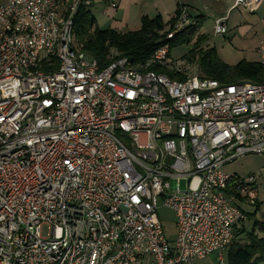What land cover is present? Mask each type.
<instances>
[{
    "label": "built area",
    "instance_id": "built-area-1",
    "mask_svg": "<svg viewBox=\"0 0 264 264\" xmlns=\"http://www.w3.org/2000/svg\"><path fill=\"white\" fill-rule=\"evenodd\" d=\"M88 4H0V264L224 263L260 184L223 167L264 155V82L201 77L167 44L140 65L111 47L100 65L73 45ZM191 23L182 5L167 37Z\"/></svg>",
    "mask_w": 264,
    "mask_h": 264
},
{
    "label": "trees",
    "instance_id": "trees-1",
    "mask_svg": "<svg viewBox=\"0 0 264 264\" xmlns=\"http://www.w3.org/2000/svg\"><path fill=\"white\" fill-rule=\"evenodd\" d=\"M178 5L174 15L164 22L161 15L152 18L143 16L140 28L124 33L111 28H99L93 15L80 5L73 18L74 48L94 58L100 65L107 63L108 50L113 47L119 50L122 56L128 58L135 65L143 64L159 47L167 44L169 50L195 39L193 47L183 55L188 59H196L200 76L217 80L222 83H234L249 81L252 83L264 82V63L261 61H249L243 59L234 65L224 63L214 47H203L207 41L205 35H195V31L203 18L194 20L171 38L167 34L171 27H166L176 20L180 12ZM202 17V16H201ZM196 18V17H195ZM150 69L165 71L156 67ZM167 72V71H166ZM168 73V72H167ZM183 78V76H179ZM259 201L252 207V211H246L248 219H252L259 209ZM243 235L241 240L238 238ZM237 237V238H236ZM225 264H264V213L261 219L254 218L249 231L243 224L237 228L234 237L225 254Z\"/></svg>",
    "mask_w": 264,
    "mask_h": 264
},
{
    "label": "rangeland",
    "instance_id": "rangeland-1",
    "mask_svg": "<svg viewBox=\"0 0 264 264\" xmlns=\"http://www.w3.org/2000/svg\"><path fill=\"white\" fill-rule=\"evenodd\" d=\"M5 2V0H0V4ZM199 4V7L201 11H203L202 16L204 17L201 20V24L198 26V28L195 31V35H205L207 38V41L203 44V47H214L217 51L218 57L224 62L229 65H234L238 63L239 61L243 60L244 58L249 61H255L259 59L253 52V47L256 45L257 40L261 35H264V29L260 25H254L253 23V17L255 14L250 13L245 8L239 6L234 8L230 15V22L228 24V28L231 26L235 27L237 20L241 19L242 21L247 17V20L243 22L246 25L249 24L247 31L245 32V35L241 33L240 25L235 27V30H232V32H229L226 35H217L213 34V23L214 20L220 17V9H223V13H226V10L233 8L235 0H218L217 1V8L216 4L212 8L209 6H206V2L204 0L197 1ZM216 2V1H215ZM214 9H217L216 12ZM213 12V13H211ZM223 14V15H224ZM249 18V19H248ZM167 20H164V22H167ZM175 22V21H174ZM172 22V24L174 23ZM99 23L102 22L101 20ZM141 24V22H140ZM172 24L168 25L166 29H169V27H172ZM242 24V25H243ZM248 26V25H247ZM98 27V26H97ZM100 28V27H99ZM105 28V27H103ZM173 28L170 30L172 31ZM196 38H191L190 42L181 44L179 46L173 47L170 51L171 57L176 59L180 58L185 61L194 62L197 66L196 59H188L183 57L184 54H186L192 47L193 42ZM200 72V69H199ZM200 74V73H199ZM180 76V75H179ZM225 172L229 173H235L239 176H245V175H253L256 178L257 183L260 184L259 191H258V201L260 203L259 209L254 215L252 219H246L243 223L244 229L246 231H249L252 221L254 218L261 219L262 214L264 213V155H257V154H247L242 157L237 158L235 161H233L230 164H227L223 167ZM182 188L185 186V182L180 183ZM245 211H252L254 208L248 207L245 204L242 205ZM158 217L161 221V224L164 228L165 234L169 240H172L176 233V215L175 212L169 208L164 206L162 203L158 204L157 208ZM237 238V237H236ZM238 238L243 240L244 236L240 235ZM198 264H225L220 263L217 257L214 254H210L205 259L198 262Z\"/></svg>",
    "mask_w": 264,
    "mask_h": 264
},
{
    "label": "crops",
    "instance_id": "crops-1",
    "mask_svg": "<svg viewBox=\"0 0 264 264\" xmlns=\"http://www.w3.org/2000/svg\"><path fill=\"white\" fill-rule=\"evenodd\" d=\"M112 1H114L116 4V7L114 8L110 5ZM197 1L201 0H89V4L86 6V9L95 18L96 26L100 28H111L118 32L124 33L139 29L141 18L143 16L152 18L159 14L161 15L163 21L167 19L169 20L174 15L178 5H183L187 8L188 13L190 14L193 21L197 20L198 18H204L202 16L203 11H201ZM204 1L206 2V6L212 8L218 0ZM217 4L215 5L216 8ZM217 9H214L215 11L213 12H216ZM233 9L234 8L230 7L229 10H226L225 14L223 13L224 11H222L223 9H220V17L226 18L227 26L231 18L229 14ZM246 10L252 14H255L252 18L254 25H260L264 29V0L251 1V6L246 8ZM100 20L102 25L99 23ZM245 20H247V17H245L243 21L238 19L235 25L236 27L238 24H241L239 27L241 28V33L244 35L250 26L249 24H247L248 26L245 23L243 24ZM235 27L231 26L228 28L229 32L235 30ZM262 38H264V35L259 37L256 45L253 47V52L255 51L254 54L259 58L255 61H262L260 55L256 53V48L258 47Z\"/></svg>",
    "mask_w": 264,
    "mask_h": 264
}]
</instances>
